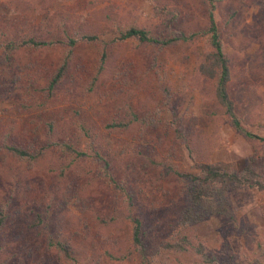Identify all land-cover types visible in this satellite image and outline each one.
Returning a JSON list of instances; mask_svg holds the SVG:
<instances>
[{"label": "rangeland", "instance_id": "374dc122", "mask_svg": "<svg viewBox=\"0 0 264 264\" xmlns=\"http://www.w3.org/2000/svg\"><path fill=\"white\" fill-rule=\"evenodd\" d=\"M211 4L228 59L226 87L235 113L244 129L264 137V0H212ZM208 7L203 0H0V31L22 33L28 29L42 38L54 33L62 35L58 27L62 20L68 33L91 31L108 40L116 35L114 23L135 22L155 30L165 18L163 13L169 12L175 16L168 26L174 35L178 31L200 33ZM60 48L55 45L41 52L19 53L17 61L20 63L27 55L30 61L38 59L36 64L54 63L61 54ZM98 49V44L77 46L72 61L74 82L65 83L47 111L57 115L60 125H64L60 117L65 111L70 113L71 106L83 110L82 115L88 116L101 132V142L122 152L121 162L115 163L124 167L134 186L130 215H139L152 245L179 241L182 235L187 239L188 243H182L185 250L159 246L154 263L264 264V190L246 186L231 190L232 221L214 216L192 226L177 223L185 184L174 175L172 167L192 171L194 160L218 162L238 170L251 157L264 178V140L245 138L232 129L215 100L212 80L198 71L206 50L202 39L168 48L140 44L134 38L112 43L107 51L105 74L127 71L135 81L130 85L126 81L120 83V77L116 82L102 79L96 90L87 92L76 73L80 74L82 68L93 71ZM18 63L12 62L9 70L7 64L0 66V138L16 132L24 122L10 108L18 98L19 87H12L7 75L22 68ZM124 100L131 108L123 107ZM116 105L121 107L116 109ZM28 111L32 112L30 106ZM142 115L148 116L144 117L148 122L138 120ZM109 117L130 120L131 124L109 133L102 127ZM185 142L190 152L184 148ZM82 147L87 154L90 152L84 143ZM143 157L154 159L157 165ZM59 163L57 152L29 167L0 162V203L11 196L0 231V261L5 264H73L60 258L45 241L50 231L66 237L71 234L76 200L66 196V203L62 202L69 186L103 215H117L110 224L95 226L97 240L114 253L126 246L128 220L118 190L106 186L103 180H89L90 169L96 165L87 160L72 162L63 176L60 168L64 164ZM43 209L48 211V230L42 224L30 225L34 213ZM198 244L202 245L199 252ZM77 247L79 251L74 256L80 264L85 259V248ZM107 262L133 264L119 259Z\"/></svg>", "mask_w": 264, "mask_h": 264}, {"label": "trees", "instance_id": "16d2710c", "mask_svg": "<svg viewBox=\"0 0 264 264\" xmlns=\"http://www.w3.org/2000/svg\"><path fill=\"white\" fill-rule=\"evenodd\" d=\"M211 1L203 0L209 7L206 12V24L200 33L197 31H178V34L174 35L168 26L174 22L175 16L169 12L163 13L165 18L155 30L135 22L124 25L114 23L113 32L116 35L111 36L108 40L101 39L98 37V33L91 31L74 30L68 33L67 26L63 24L62 20L59 21V26L56 23L62 30V35L54 33L42 38L35 36L34 32H29L28 29L22 33L18 31L2 33L0 31V66L7 64V70L12 67L10 66L12 62L18 63L17 54L19 53L31 54L35 51L48 50L55 45L61 46V54L54 63L44 65L42 62H38L36 64L38 59L30 61L26 55V59H21L18 63L22 68L18 72H10L7 75L9 81L13 83L12 87H19L18 98L16 102L10 105V108L19 113L24 122L17 127L16 132L0 138V162L7 163L9 161L15 165L29 167L48 154L57 152L59 164H64V168H60L63 176L65 168H68L72 162L87 160L96 165L90 169L89 180H103L106 186L112 185L118 190V194L126 207V214L124 215L128 220L126 246L121 250L117 249V253H114L105 246L103 241L97 240L95 226L98 224L108 225L118 218L117 215L115 213L103 215L92 202L79 195L74 187L69 186V189L64 192L65 196H63L62 202L66 203L67 198L71 197L76 200L77 214L75 220L71 222V234L66 237V235H59V232L50 231L45 238L46 246L54 247L56 254L63 260L78 264V259L74 254L79 251L77 245H80L85 248V259L80 264H108L107 261L118 259L133 264H155L154 254L158 252L159 246L163 249L185 250L182 243H188L182 235L179 241L171 243L165 241L161 245L156 243L152 245L146 237V230L139 215H130L129 207L134 203L131 188L134 186L127 178L126 174L128 173L124 167L120 163L117 165L115 163V161L121 162L122 152L117 149H109L101 142V132L97 129V125L90 122L88 116L82 115L83 110L71 106L70 113L65 111L60 117L63 119L64 125H60L57 115H51L47 111L60 91L64 90L65 83L69 80L74 82L75 69L72 61L79 44H98L99 46L93 71L82 68L80 74L76 73V78L83 81L84 89L87 92H92L96 90L102 79L109 78L112 82H116V78L120 77V83L126 84L127 82L130 85L132 81H135L127 71H123V73L114 71L110 75L105 74L107 51L112 43H121L128 38H134L140 44H155L160 48H168L174 44L189 43L201 38L206 50L202 60L198 63V71L203 77L212 80L215 100L220 105L228 123L233 130L245 138L264 140V137L254 135L244 129L235 113L233 102L226 87L229 80L228 59L222 50L213 18ZM50 19L52 20V18ZM50 19L47 23H50ZM22 24L26 25L25 20L22 21ZM122 105L125 109L131 108L125 100ZM29 106L32 108V112L28 111ZM117 107L121 106L116 105L115 108L117 109ZM128 110L135 118L133 112ZM144 117L148 116L142 115L138 120L148 122L144 120ZM130 122V120H115L109 117L108 121L103 122L102 127L111 133L114 129H126L131 124ZM174 139L178 142L176 130H174ZM176 142L175 144H178ZM83 143L90 151L88 154L82 149ZM184 148L190 152L186 142ZM143 160L151 165H157L154 159L143 157ZM256 164L257 161L250 157L246 164L238 170L223 166L218 162L194 160V170L192 171L183 170L177 166L172 167L171 170L174 175L185 184L182 191V202L177 210V223L180 226H192L214 216L232 221L233 212L229 205V192L231 190L242 186L264 190V178L258 172ZM10 198L11 196L0 203V231L6 218L4 210L6 211L10 205ZM47 214L46 209L35 212L30 220V225L42 224L48 230L50 223L46 221ZM201 249L202 245L198 244L197 252ZM115 254L118 255L115 256ZM0 264H5V262L0 261Z\"/></svg>", "mask_w": 264, "mask_h": 264}]
</instances>
